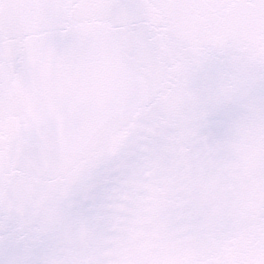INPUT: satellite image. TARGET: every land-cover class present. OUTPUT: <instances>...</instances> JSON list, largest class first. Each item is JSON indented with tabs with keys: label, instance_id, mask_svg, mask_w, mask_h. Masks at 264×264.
Returning <instances> with one entry per match:
<instances>
[{
	"label": "snow or ice",
	"instance_id": "1",
	"mask_svg": "<svg viewBox=\"0 0 264 264\" xmlns=\"http://www.w3.org/2000/svg\"><path fill=\"white\" fill-rule=\"evenodd\" d=\"M0 264H264V0H0Z\"/></svg>",
	"mask_w": 264,
	"mask_h": 264
}]
</instances>
